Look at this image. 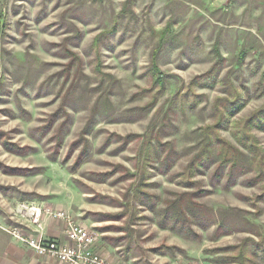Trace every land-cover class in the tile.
<instances>
[{"label": "rangeland", "instance_id": "374dc122", "mask_svg": "<svg viewBox=\"0 0 264 264\" xmlns=\"http://www.w3.org/2000/svg\"><path fill=\"white\" fill-rule=\"evenodd\" d=\"M22 205L118 264H264V0H0V224Z\"/></svg>", "mask_w": 264, "mask_h": 264}, {"label": "built area", "instance_id": "2783aa9c", "mask_svg": "<svg viewBox=\"0 0 264 264\" xmlns=\"http://www.w3.org/2000/svg\"><path fill=\"white\" fill-rule=\"evenodd\" d=\"M22 210L25 213L30 211L31 223L34 226L31 232L20 227H4L1 224L0 230L10 235L14 241L30 249L35 256L54 260L60 264H118L104 259L97 253L94 249L95 236L85 227L71 220L65 212L46 210L42 213L39 209L26 205L21 206L20 211ZM42 214L51 220L64 222L66 244L48 240L42 236L40 233Z\"/></svg>", "mask_w": 264, "mask_h": 264}, {"label": "crops", "instance_id": "0c3cea01", "mask_svg": "<svg viewBox=\"0 0 264 264\" xmlns=\"http://www.w3.org/2000/svg\"><path fill=\"white\" fill-rule=\"evenodd\" d=\"M40 233L45 239L66 244L65 224L62 221L44 220ZM95 249V248H94ZM113 261V260H112ZM0 264H60L57 261L39 258L28 248L14 241L0 230Z\"/></svg>", "mask_w": 264, "mask_h": 264}, {"label": "trees", "instance_id": "16d2710c", "mask_svg": "<svg viewBox=\"0 0 264 264\" xmlns=\"http://www.w3.org/2000/svg\"><path fill=\"white\" fill-rule=\"evenodd\" d=\"M159 82V81H158ZM162 85V84H161ZM237 96H234V99H237ZM213 145V141L212 140H206L205 144H204V150L203 153L201 154V157H199L196 161H194V165L200 164L201 162H205L207 161L209 158H211L210 156V148ZM218 145V144H217ZM215 146V144L213 145V147ZM206 156V157H205ZM233 158H234V164L233 165H240L238 163V160L236 158V156L234 154H232ZM228 157L227 152H223L221 153V155L219 156V160L222 161L223 163H225L226 159ZM231 157V156H230ZM234 167V166H233ZM182 206H180L179 208H176V211L174 214L176 215L177 218L181 217L183 215V210L181 208Z\"/></svg>", "mask_w": 264, "mask_h": 264}]
</instances>
